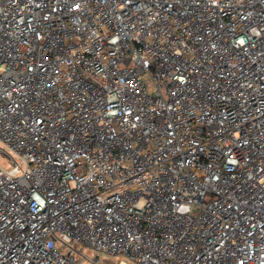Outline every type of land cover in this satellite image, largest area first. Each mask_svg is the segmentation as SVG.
Segmentation results:
<instances>
[{
  "label": "built area",
  "instance_id": "built-area-1",
  "mask_svg": "<svg viewBox=\"0 0 264 264\" xmlns=\"http://www.w3.org/2000/svg\"><path fill=\"white\" fill-rule=\"evenodd\" d=\"M0 153V264H264V0H0Z\"/></svg>",
  "mask_w": 264,
  "mask_h": 264
},
{
  "label": "rangeland",
  "instance_id": "rangeland-1",
  "mask_svg": "<svg viewBox=\"0 0 264 264\" xmlns=\"http://www.w3.org/2000/svg\"><path fill=\"white\" fill-rule=\"evenodd\" d=\"M0 166H2L5 169H9L12 167L11 161L2 153H0ZM78 247H80L83 251H85L89 257H92L94 255V253L92 251L87 250L84 247H81V244H79ZM116 260H117V257L114 259L110 258V259L106 260V263L107 264H117Z\"/></svg>",
  "mask_w": 264,
  "mask_h": 264
}]
</instances>
